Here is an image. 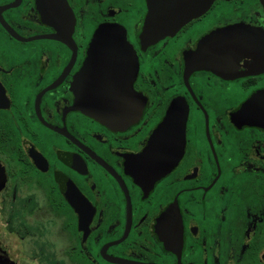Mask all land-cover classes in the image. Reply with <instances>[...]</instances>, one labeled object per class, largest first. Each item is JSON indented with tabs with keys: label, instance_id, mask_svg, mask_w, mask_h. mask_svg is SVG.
Wrapping results in <instances>:
<instances>
[{
	"label": "flooded vegetation",
	"instance_id": "af4514ba",
	"mask_svg": "<svg viewBox=\"0 0 264 264\" xmlns=\"http://www.w3.org/2000/svg\"><path fill=\"white\" fill-rule=\"evenodd\" d=\"M56 2L0 0V263L264 264V4L215 0L147 40V0ZM100 27L137 59L130 124L77 104ZM166 119L183 154L140 184L131 163Z\"/></svg>",
	"mask_w": 264,
	"mask_h": 264
},
{
	"label": "water",
	"instance_id": "95a60500",
	"mask_svg": "<svg viewBox=\"0 0 264 264\" xmlns=\"http://www.w3.org/2000/svg\"><path fill=\"white\" fill-rule=\"evenodd\" d=\"M213 1L147 0L148 12L142 37L151 40L173 33L192 18L204 13ZM260 1L264 4V0ZM60 4L67 6L66 0H60ZM66 20L63 15L61 21L66 23ZM136 74L137 59L126 40L124 30L100 27L93 35L87 57L76 77L79 109L109 126L134 122L143 107V102L132 89ZM184 138V127L179 121L164 120L149 139L144 151L131 163L137 182L151 185L168 173L183 154ZM2 185L0 169V190Z\"/></svg>",
	"mask_w": 264,
	"mask_h": 264
}]
</instances>
